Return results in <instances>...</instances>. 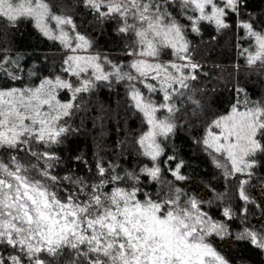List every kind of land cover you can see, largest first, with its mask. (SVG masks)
<instances>
[{"label":"snow or ice","instance_id":"snow-or-ice-1","mask_svg":"<svg viewBox=\"0 0 264 264\" xmlns=\"http://www.w3.org/2000/svg\"><path fill=\"white\" fill-rule=\"evenodd\" d=\"M78 6L96 35L51 0H0V22L10 29L30 22L63 54L58 70L45 74L47 56L29 66L24 54L0 48V264H235L215 239L264 251V227L248 223L249 205L264 208L247 191L264 160V97L237 83L226 110H215L202 99L209 90L194 85L208 73L192 40L205 25L217 34L235 29L238 41H249L237 43L238 55L264 71V20L247 11V0ZM109 27L115 47L102 50ZM104 90L118 107L101 104L93 114L91 99ZM188 107L203 117L192 143L225 180L239 177L234 193L209 183L211 195L201 199L181 187L189 177L174 140L194 126L179 119ZM133 119L138 128L125 131L122 122ZM88 120L101 130L90 155L71 147L89 134ZM106 121L121 137L110 148L102 143Z\"/></svg>","mask_w":264,"mask_h":264},{"label":"trees","instance_id":"trees-1","mask_svg":"<svg viewBox=\"0 0 264 264\" xmlns=\"http://www.w3.org/2000/svg\"><path fill=\"white\" fill-rule=\"evenodd\" d=\"M51 2L57 9H63L70 14L74 13L81 32L96 35L100 31L99 28L94 27V21L87 11L78 6V0H51ZM247 5V11L264 20V0H247ZM258 27H264V24ZM202 33L201 36H192L195 59L204 65V72L208 73L207 77L202 75L199 81L194 82L196 88L203 87L209 90L208 94L203 96L202 99L208 101L211 98L214 101L215 110L225 111L226 102L233 95L230 90L237 83L245 88L253 99L264 97V71L258 68H249L245 60L238 55L237 43L239 42L243 47H248L249 41H238L235 29L217 34L212 26L205 25ZM240 35H243V33L241 32ZM213 36H215V39H212ZM115 39L109 27L106 34L98 41V44L102 50H106L115 47L113 43ZM0 48L15 49L24 54L26 56L25 62L29 66L32 60L47 56L46 62L41 63L45 74L58 70L63 59L60 46L43 38L30 22L21 23L17 29H10L0 22ZM29 54L31 55L29 56ZM211 89L216 91L213 93ZM119 102L122 103V101ZM91 104L93 114H95V107L101 104L106 108L116 109L118 98L104 90L97 96L92 97ZM179 119L182 123H185L186 128L194 125L190 127V130L179 131L174 140L175 147L179 149L182 158L186 161V167L182 170L184 174L199 181L207 189V185L211 183L212 187L218 192L227 189L229 193H234L238 180H225L221 172L213 166L211 159L192 143V136L200 134L203 117L194 116L191 108L188 107L187 112L182 111L179 114ZM138 125L139 121L133 119L129 120L126 125L122 122L121 127L125 131L129 127L136 130ZM87 130L89 133L87 136L78 137L73 141L71 147L74 152L85 149L90 155L94 151V137H99L101 130L99 127L93 128L91 120L87 121ZM120 138L117 134L115 122L106 121L102 143L110 148ZM253 171L254 175L251 182L260 186L264 191V160ZM168 178L171 179V177ZM239 203L234 201V206H239ZM249 209L248 223L255 227H264V214H261L260 210L253 205H249ZM218 212L219 210L214 207L213 215L218 216ZM256 218H259V221L253 222ZM240 226V219L232 223L233 230H237ZM230 259L235 264H264V251L247 243H236L235 253Z\"/></svg>","mask_w":264,"mask_h":264},{"label":"rangeland","instance_id":"rangeland-1","mask_svg":"<svg viewBox=\"0 0 264 264\" xmlns=\"http://www.w3.org/2000/svg\"><path fill=\"white\" fill-rule=\"evenodd\" d=\"M238 179L239 177L237 179H230V180L233 181ZM181 187H184L186 190L198 195L201 199H208L211 195L209 190L202 183L192 178H189L187 182L182 183ZM247 191L253 197L256 203H258L261 206V208H264V191L262 190V188L256 185L254 182H251L247 186ZM258 221L259 218L253 220V222H258ZM213 243L229 259L235 253L236 242L231 239H227L223 241L219 239H215L213 240Z\"/></svg>","mask_w":264,"mask_h":264}]
</instances>
